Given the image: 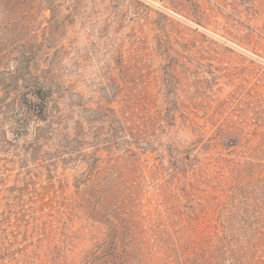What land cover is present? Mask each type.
<instances>
[{
	"label": "rangeland",
	"instance_id": "1",
	"mask_svg": "<svg viewBox=\"0 0 264 264\" xmlns=\"http://www.w3.org/2000/svg\"><path fill=\"white\" fill-rule=\"evenodd\" d=\"M35 78L55 102L37 122ZM91 116L95 130L120 122L117 139L105 127L81 152L99 150L102 169L134 165L132 243L152 264H264V0H0V264H85L108 250V228L66 200L91 159L57 152L58 118L73 138ZM191 190L227 208L187 256L160 237Z\"/></svg>",
	"mask_w": 264,
	"mask_h": 264
},
{
	"label": "trees",
	"instance_id": "2",
	"mask_svg": "<svg viewBox=\"0 0 264 264\" xmlns=\"http://www.w3.org/2000/svg\"><path fill=\"white\" fill-rule=\"evenodd\" d=\"M30 83L32 85L28 90L32 91L31 89L37 88L35 93L37 94L39 103L34 106L28 105L27 112H29V118H33L34 122H37L43 120L42 117L48 118L53 113L55 102L50 94L51 91L43 90L42 87L38 86V78H35V82ZM110 118L108 116L105 127L109 129L108 135L111 138L117 139L121 130L120 122L110 121ZM61 122L62 118L59 117L58 122H56L57 129L55 130L58 133L57 139H60L58 142L59 151L57 152L61 155L69 154L70 157L75 156L76 159L82 156L91 159L85 178L77 180L73 186L75 188L73 198L69 201L66 198L64 199L67 200L71 212L83 213L90 221L104 225L109 231L107 234V238L110 241L108 250L106 251L100 247L96 257L92 256L85 264H152L151 259L140 253L142 251V244L132 243L133 240H138L137 238H133V234L140 235L139 232H141L143 226L141 209L138 203L140 175L135 171L134 165L130 163L128 167L123 162H119L118 158L114 162L111 158H108L107 168L102 169L99 164L101 159L95 157L99 150H96L91 155H86L81 152V147L84 144L83 139L87 135L90 137L93 135L94 138H98L101 132L105 131V127L95 130L97 121L93 116L86 120V124L89 125L88 133L83 134L82 131L78 130V132H75L73 138L68 137L66 134H61L64 132V130H61L63 129ZM77 125L80 128L82 126L80 123ZM39 137L36 134L35 139L38 140ZM77 152L80 153L74 155ZM169 157L174 165L180 161L178 155H175L173 152L169 154ZM70 160L72 158L64 159L63 161L67 162ZM244 173L242 170L237 171L236 182L240 181L239 184H245L246 175ZM82 185L89 189L80 193L79 189ZM237 189L238 187H236ZM186 197L189 198V201L183 207V210L179 209L178 206H171L169 214L172 224L163 232L162 238L160 237V244L162 243L166 247H170V252L173 253L176 244L172 241H176V238H178L177 242L186 246L184 248L185 253L183 254L189 256L196 252L193 244H198L199 239L197 236L199 231H201V224L216 228V224H220L222 221V212L225 211L227 205L226 203L221 204L208 201L206 198L199 199L200 201L196 202L192 190L186 194ZM188 216L189 220L192 221L187 222ZM132 221L137 225H130ZM129 226L133 227L135 231L132 232ZM160 226L165 228V224H160ZM122 232L123 235L121 234ZM120 234L122 236H130L131 240L127 244L123 240L118 242L117 237ZM124 246H131L132 249H124ZM136 253H139L138 260L131 259L130 255ZM181 264H184V261Z\"/></svg>",
	"mask_w": 264,
	"mask_h": 264
}]
</instances>
